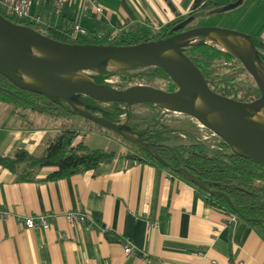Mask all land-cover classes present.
<instances>
[{"label": "crops", "instance_id": "0c3cea01", "mask_svg": "<svg viewBox=\"0 0 264 264\" xmlns=\"http://www.w3.org/2000/svg\"><path fill=\"white\" fill-rule=\"evenodd\" d=\"M95 1L103 7L99 18L90 8L79 15L82 0H65L60 14L53 12L52 0H31L29 12L41 27L74 20L90 32L140 37L158 32L149 25L152 20L163 29L188 15L195 0ZM212 1L222 7L238 0ZM233 10L242 31L264 43V0H239ZM70 124L0 102V155L22 148L38 156ZM78 139L84 143L80 133ZM111 151L116 153L111 163L57 180H45L56 167L19 181L0 166V209L7 213L0 220V264H264V236L253 224L240 217L227 222L179 175L130 162L127 155L134 151L120 142ZM75 210L95 225L68 223L65 214ZM38 215L45 216L48 228L28 229L18 221ZM126 242L134 254L124 253Z\"/></svg>", "mask_w": 264, "mask_h": 264}, {"label": "water", "instance_id": "95a60500", "mask_svg": "<svg viewBox=\"0 0 264 264\" xmlns=\"http://www.w3.org/2000/svg\"><path fill=\"white\" fill-rule=\"evenodd\" d=\"M238 1L222 6L220 10L234 8ZM217 41L225 46L224 50L216 46ZM196 44L215 46L237 58L254 81L259 96L251 101H240L215 92L184 51ZM106 62L119 66L110 71L160 68L176 89L167 91L148 84L116 88L108 83H96L92 79L93 74L82 76L81 73L86 71L95 70L96 74L108 71L103 68ZM21 74L31 78L32 82L24 81ZM0 75L18 88L43 95L53 102H64L79 116L142 147L163 165L166 162L149 145L136 135L122 132L129 111L120 123H113L93 114L91 110L97 107L80 103L79 96L103 104L122 103L127 110L130 106L151 103L187 115L226 143L234 153L264 163V122L259 116L264 108V66L251 34L246 32L218 26H197L168 37L128 45L67 43L27 25L12 22L0 14ZM195 98L202 107L193 102ZM174 172L182 174L197 188L208 190L185 168L174 169ZM210 193L218 194L215 191ZM221 196L233 208L230 199L225 194ZM245 220L264 226V220Z\"/></svg>", "mask_w": 264, "mask_h": 264}, {"label": "trees", "instance_id": "16d2710c", "mask_svg": "<svg viewBox=\"0 0 264 264\" xmlns=\"http://www.w3.org/2000/svg\"><path fill=\"white\" fill-rule=\"evenodd\" d=\"M220 8L221 6L212 0H195L192 12L171 21L153 36L134 37L128 33L126 37L114 38L109 41L80 38L75 42L68 38L64 24L58 27L52 25L41 27L39 24L25 19L8 16L1 8L0 14L12 22L27 25L62 42L128 45L171 36L187 29L197 10L201 9L210 13L221 11ZM223 12L224 10L220 13ZM251 37L256 46L258 57L264 66V43L259 36L251 35ZM184 51L200 70L208 86L212 87L215 92L240 101H251L259 96V91L253 84L243 97L238 98L239 89L234 85L236 75L220 73L221 69L231 65L232 61L240 66L237 73L245 71L240 61L230 53L208 44H196L187 47ZM114 75L119 76L123 83L117 88H125L129 86L127 82L135 79L142 82L139 84L148 85L160 80L165 82L163 89L167 91L176 89L175 84L166 73L157 67L103 71L93 74L92 79L96 83L110 84L107 79ZM78 101L85 105L96 106L97 108L91 112L113 123H120L123 120L122 117H125L126 112L129 111V118L121 128L122 132L136 135L162 157L166 164H161L142 147L124 138L137 150V152L127 155L130 162H148L172 173H175L174 169L185 168L208 189L207 191L201 190L189 182L210 206L224 214L235 215L237 218L264 220V163L234 153L219 138L215 144H210L199 140L192 130L181 129L180 133H176L177 129L164 123L159 117V110L163 109L154 104H141L153 110L147 116H137L132 113V106L127 110L122 103L103 104L83 95L79 96ZM0 102L24 111H32L64 120L79 116L64 102H53L43 95L18 88L2 75H0ZM181 134L190 141L184 142ZM78 135V131L64 127L48 141L40 155L30 154L22 148L16 149L11 155H0V166L15 174L19 181L32 180L35 171L43 167H56V170L49 173L45 180H57L80 171L94 170L102 163H111L115 158L116 153L113 151L90 148L81 141H76ZM175 174L187 181L182 174ZM210 191L218 192V194L210 193ZM221 194H225L230 199L233 208L229 207ZM250 223L264 236L262 224L255 221H250Z\"/></svg>", "mask_w": 264, "mask_h": 264}, {"label": "rangeland", "instance_id": "374dc122", "mask_svg": "<svg viewBox=\"0 0 264 264\" xmlns=\"http://www.w3.org/2000/svg\"><path fill=\"white\" fill-rule=\"evenodd\" d=\"M229 4L232 3H228L226 5ZM234 8L225 9V11L220 14H216V13L205 14L204 12H198L197 14L195 13L194 14L195 16L193 15L192 23L190 24L189 27L192 28V26L193 27L218 26V27H224V28H230V29L242 31L244 30L242 25H238L237 23H235V20H233L234 15L236 14L235 10H233ZM101 34H102L100 37L101 40L109 41L108 39L109 33L108 34L101 33ZM146 35L151 36L152 34L150 32H146ZM115 38L118 39L120 37L118 36V34H116ZM239 67H240L239 64L232 61L231 65H228L227 67L221 69L220 73H228V74L236 75V80L234 82V85L239 89L237 93V97L241 98L248 91V88L252 87L254 81L246 71L237 73ZM81 74L82 76H90L91 74H96V71L95 70L86 71V72H82ZM107 82H109L111 85H113L116 88L120 85H123L122 80L117 75H114L110 79H107ZM139 83L142 82L134 79L127 82V85H133ZM150 85L163 88L165 82L159 80L156 83ZM152 110L153 109L143 106L141 104L134 105L131 107L132 113L137 116H147L152 112ZM159 117L164 123L177 129L176 133H180L181 129H188V130H192V132L195 133L199 137V140L201 141L210 144H215V142L217 141V137L215 135H213L206 128L202 127L198 122H196L195 119L187 115L176 112L174 113L172 111L163 109V110H159ZM122 119H124V117H122ZM69 120L72 121V124H70L71 126H69V128L71 129L74 128L75 130H79L81 137H84V143L89 147L102 148L107 151H111L112 149H115L116 142L118 143L120 142L123 146H125V148H127L128 150L127 152H129V150L137 152V150H135V148L133 147L132 144H130V142H126L124 138H122L117 133H115L114 131L108 128L98 127L95 125V123L81 116H76ZM80 122L83 123L85 126L80 125L79 124ZM184 136L185 135H182L183 141L189 142L190 140L187 139L186 136L185 137Z\"/></svg>", "mask_w": 264, "mask_h": 264}, {"label": "built area", "instance_id": "2783aa9c", "mask_svg": "<svg viewBox=\"0 0 264 264\" xmlns=\"http://www.w3.org/2000/svg\"><path fill=\"white\" fill-rule=\"evenodd\" d=\"M39 1L41 0H37V2ZM64 2L65 0H52L51 7L53 9V12H55L56 14H60L64 8V4H65ZM30 6H31V0H0V8L3 10V12L6 15L25 19L35 24H39L40 23L39 17H34L30 15L29 12ZM88 8L92 10L96 18H99V15H101L103 11V7L100 4H98L95 0H82L79 9V15L82 17L85 16ZM63 24H64V29L67 30L68 38L73 42L79 40L80 38L100 39L102 35L101 33L98 34L95 32H90L89 30L84 28L78 21L69 20ZM149 25L155 31L161 30V26L159 22L155 20L150 21ZM115 36L116 33L110 34L108 36V39L112 40L115 38ZM76 141H78V137L76 138ZM6 215H7L6 211L0 209V220H4ZM225 217L227 222L229 223H233L237 218L235 215H229V214H225ZM65 219L70 224L71 223H77L80 225L86 224L90 228H92L95 225L93 220L87 214L78 210L67 212L65 214ZM18 221L19 223L20 222L23 223L24 226L28 229H34V228L46 229L49 227V224L46 221L45 216L43 215H38L36 217L25 216ZM123 251L125 254H134L135 248L129 242H126L123 244Z\"/></svg>", "mask_w": 264, "mask_h": 264}, {"label": "bare ground", "instance_id": "6f19581e", "mask_svg": "<svg viewBox=\"0 0 264 264\" xmlns=\"http://www.w3.org/2000/svg\"><path fill=\"white\" fill-rule=\"evenodd\" d=\"M216 46H217L218 48L222 49V50L225 49V46H224L221 42H219V41H217ZM118 67H119L118 65H113V64L110 63V62H106V63L104 64V67H103V68H104V70H108V71H110V70H114L115 68H118ZM21 78H22L24 81H26V82H29V83L32 82V79L29 78V77H27V76L24 75V74H21ZM193 102H194L196 105H198L199 107H202L200 101H199L197 98H195V99L193 100ZM259 116H260V118L262 119V121L264 122V108L259 112Z\"/></svg>", "mask_w": 264, "mask_h": 264}, {"label": "flooded vegetation", "instance_id": "af4514ba", "mask_svg": "<svg viewBox=\"0 0 264 264\" xmlns=\"http://www.w3.org/2000/svg\"><path fill=\"white\" fill-rule=\"evenodd\" d=\"M120 136V135H119Z\"/></svg>", "mask_w": 264, "mask_h": 264}]
</instances>
